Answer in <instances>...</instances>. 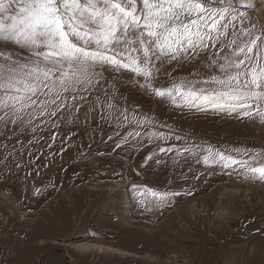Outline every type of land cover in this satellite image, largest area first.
<instances>
[{"label": "rangeland", "instance_id": "1", "mask_svg": "<svg viewBox=\"0 0 264 264\" xmlns=\"http://www.w3.org/2000/svg\"><path fill=\"white\" fill-rule=\"evenodd\" d=\"M232 3L245 23H264V0ZM168 71L178 82L189 66ZM106 75L107 118L98 106L87 122L81 113L53 128L55 140L48 129L0 137V264H264V184L204 166L207 153L176 166L186 145L258 153L264 126ZM171 84L162 75L157 86ZM135 188L179 195L161 202Z\"/></svg>", "mask_w": 264, "mask_h": 264}, {"label": "snow or ice", "instance_id": "2", "mask_svg": "<svg viewBox=\"0 0 264 264\" xmlns=\"http://www.w3.org/2000/svg\"><path fill=\"white\" fill-rule=\"evenodd\" d=\"M245 19L232 0H0V137L52 131L81 113L87 122L98 106L107 118L115 97L106 74L175 107L264 126V23ZM184 65L188 77L177 82L168 68ZM162 75L170 86H157ZM199 147L176 149V166L185 153L198 164L207 153L204 166L264 184V149ZM133 191L161 202L179 195Z\"/></svg>", "mask_w": 264, "mask_h": 264}, {"label": "bare ground", "instance_id": "3", "mask_svg": "<svg viewBox=\"0 0 264 264\" xmlns=\"http://www.w3.org/2000/svg\"><path fill=\"white\" fill-rule=\"evenodd\" d=\"M98 250H99V251L101 250V249H100V247H99V249H98Z\"/></svg>", "mask_w": 264, "mask_h": 264}]
</instances>
